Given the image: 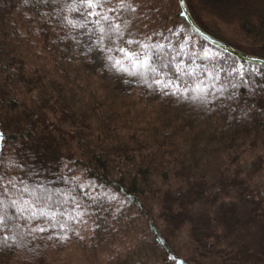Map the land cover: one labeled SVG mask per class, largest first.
I'll list each match as a JSON object with an SVG mask.
<instances>
[{"label":"trees","instance_id":"trees-1","mask_svg":"<svg viewBox=\"0 0 264 264\" xmlns=\"http://www.w3.org/2000/svg\"><path fill=\"white\" fill-rule=\"evenodd\" d=\"M134 3L141 5L130 17L135 38L163 33L182 45L168 49L177 61L210 70L243 66L244 80L228 85L232 99L214 105L165 95L139 76L110 71L88 51L87 36L73 30L78 44L60 20L42 16L52 9L39 0H0L5 163H22L9 175L52 191L65 212L57 219L74 229L58 240V227L34 234L22 227L14 242L0 245V264H174L169 255L185 264H264V68L193 32H169L188 27L178 0ZM185 6L202 32L264 60V0H185ZM219 76L217 87L231 79ZM62 176L97 185L86 189L95 202L80 199L82 219L71 199L82 190ZM11 199L19 194L10 192L0 213L36 212L37 221L28 223L43 222L39 206L13 207Z\"/></svg>","mask_w":264,"mask_h":264},{"label":"snow or ice","instance_id":"snow-or-ice-1","mask_svg":"<svg viewBox=\"0 0 264 264\" xmlns=\"http://www.w3.org/2000/svg\"><path fill=\"white\" fill-rule=\"evenodd\" d=\"M39 2L52 9L51 12L41 13V15L60 20L62 28L69 30V38L76 43L79 44L81 41L70 35L73 30L77 31L80 36H87L88 51L97 52L106 61L105 66L110 71L133 77L139 76L148 87L156 86L165 95H177L184 99L199 101L202 105H214L218 100L232 99L234 93L225 95L228 85L235 89L236 84L233 81L244 80L246 76L243 66L225 68L222 65H213L210 70L207 65L201 67L197 64L192 67L191 64H185L182 58L177 61V56L172 55L168 49L179 47L182 51V45L172 44L163 33H154L145 37L143 41L135 38V35L129 31L130 17L137 13L141 5L134 3V0H39ZM179 3L182 9L181 15H185L183 11L185 0H179ZM192 30L199 32V29L195 27ZM168 31L174 35L183 36L184 28L180 26L179 32L175 29H168ZM126 35L129 38L125 39ZM161 39L167 42L163 43ZM120 41H123V46L120 45ZM192 63L195 64V61L193 60ZM131 69H143V71L133 72ZM197 69L200 71L197 72ZM220 72H225L231 79L226 84L220 83L217 87ZM201 74L210 78L211 82L207 79L202 80ZM149 76L151 83L148 80ZM190 93H195V95H190ZM5 140L6 134L0 132V204H4L9 198V193L15 191L19 194V200L11 199L10 204L13 207H19L21 203L30 207L39 206L41 209L39 217H43L44 220L33 226L28 221H37L36 212H31L26 217L21 214L9 215L7 211L0 213V245L9 246L10 241L14 242L17 230L22 227L33 234L55 231L58 227L60 234L56 238L58 240L67 239L68 233L74 229L57 219V216H64L65 212L59 211L61 202L53 200V192L41 182L37 181L34 182V186H29L22 177L9 175V171H22L24 165L15 160H8L7 164L5 163L6 158L3 156ZM71 171L72 169H69V172ZM61 179L66 184L75 180V186L82 190L80 198L76 196L71 198L74 210H80L77 212V217L82 219L85 209L80 199L87 196L90 201L95 202V197L86 189L95 188L97 185L92 181L82 182L78 177L62 176ZM63 194L62 192L61 195ZM25 196L28 199H24ZM69 218L75 219L71 216ZM17 221H23V223ZM160 243L164 244V241L161 240ZM167 259L173 261L174 264H185V261L174 255H169Z\"/></svg>","mask_w":264,"mask_h":264},{"label":"water","instance_id":"water-1","mask_svg":"<svg viewBox=\"0 0 264 264\" xmlns=\"http://www.w3.org/2000/svg\"><path fill=\"white\" fill-rule=\"evenodd\" d=\"M179 2V0H178ZM180 9H181V5L179 3ZM182 11V9H181ZM183 11L185 12V15H183L186 23L188 24L190 30L192 32H194L198 37H200L202 40H204L206 43L210 44L211 46H213L214 48H217L221 51H223L226 54L232 55L233 57H235L236 59L242 61V62H246L249 64H253L256 65L258 67H262L264 68V60L260 59V58H256V57H252V56H247L243 53H240L232 48H230L229 46L221 43L220 41L208 36L207 34H205L204 32H202L193 22V20L191 19L188 10L186 8V6H184ZM193 27L198 28L199 32H195L193 31Z\"/></svg>","mask_w":264,"mask_h":264},{"label":"rangeland","instance_id":"rangeland-1","mask_svg":"<svg viewBox=\"0 0 264 264\" xmlns=\"http://www.w3.org/2000/svg\"><path fill=\"white\" fill-rule=\"evenodd\" d=\"M184 30L186 31V33H187V36H191V34H192V31L188 28V27H184ZM61 217V216H60ZM62 217H64V216H62Z\"/></svg>","mask_w":264,"mask_h":264}]
</instances>
